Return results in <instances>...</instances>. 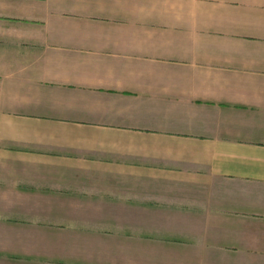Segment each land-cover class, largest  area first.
Segmentation results:
<instances>
[{
    "label": "crops",
    "instance_id": "crops-1",
    "mask_svg": "<svg viewBox=\"0 0 264 264\" xmlns=\"http://www.w3.org/2000/svg\"><path fill=\"white\" fill-rule=\"evenodd\" d=\"M0 170L119 219L10 221L3 264H264V0H0Z\"/></svg>",
    "mask_w": 264,
    "mask_h": 264
},
{
    "label": "rangeland",
    "instance_id": "rangeland-1",
    "mask_svg": "<svg viewBox=\"0 0 264 264\" xmlns=\"http://www.w3.org/2000/svg\"><path fill=\"white\" fill-rule=\"evenodd\" d=\"M3 171L4 170H0V175ZM8 187L9 185L1 184L0 182V243L4 245L2 247H9L10 245V240H12L10 235L13 234V231L8 228L9 226L7 223L15 220L32 222V224L27 223L28 226H32V229H40L44 227V221H50L52 224L58 225H69L71 223L78 222L88 223V221H90L94 222L100 227H106V229L109 230H117L118 228L119 219H44L45 217L55 216L56 211L58 215L61 213L62 217L65 216L66 218H70V215L66 213V209L61 210L39 207V202H28L27 200L24 202L16 201V194H20L21 192L8 191ZM41 221L44 223H41ZM103 222L105 224H103ZM19 230L21 231H17V235L27 238L29 232L24 230H29V228L19 227ZM33 235L34 232L30 233V238L28 240L22 241L18 244L22 247L27 245L31 246V243H34L33 245L37 244V241L31 240V236ZM2 262L3 261L0 260V264H3Z\"/></svg>",
    "mask_w": 264,
    "mask_h": 264
}]
</instances>
